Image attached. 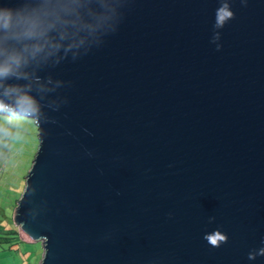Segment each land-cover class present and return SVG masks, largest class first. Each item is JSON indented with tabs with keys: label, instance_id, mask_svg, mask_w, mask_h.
Wrapping results in <instances>:
<instances>
[{
	"label": "water",
	"instance_id": "95a60500",
	"mask_svg": "<svg viewBox=\"0 0 264 264\" xmlns=\"http://www.w3.org/2000/svg\"><path fill=\"white\" fill-rule=\"evenodd\" d=\"M5 15L0 66L25 63L0 106L39 105L16 222L40 264H264V0H0Z\"/></svg>",
	"mask_w": 264,
	"mask_h": 264
},
{
	"label": "rangeland",
	"instance_id": "374dc122",
	"mask_svg": "<svg viewBox=\"0 0 264 264\" xmlns=\"http://www.w3.org/2000/svg\"><path fill=\"white\" fill-rule=\"evenodd\" d=\"M8 113L29 117L20 111L0 106V123L8 121L5 119ZM5 126L7 134L0 136V235L7 237L6 230L17 228L21 238L12 239V242L16 241L15 244H11V241L0 242V264H40L44 252L42 241L32 240L22 230L21 224L16 222L18 200L24 191L26 176L39 144L38 130L33 126L28 127L26 131L32 133H20L16 140V126L12 123Z\"/></svg>",
	"mask_w": 264,
	"mask_h": 264
},
{
	"label": "clouds",
	"instance_id": "9594fccd",
	"mask_svg": "<svg viewBox=\"0 0 264 264\" xmlns=\"http://www.w3.org/2000/svg\"><path fill=\"white\" fill-rule=\"evenodd\" d=\"M232 16V13L228 11L227 7H224L217 12V24L218 26H222L223 23ZM2 20V27L7 30L10 26L11 18L7 15L4 17H0ZM24 38L26 39H34V33L31 31L25 32ZM64 46L60 43H56L54 45V49L58 52L60 48ZM44 45L42 44H34L33 45V57L35 55L44 51ZM67 47L70 49L71 44L69 43ZM10 62L6 61L2 66H0V76H9L13 74V65L16 68H19L22 64L25 63L24 58L19 55L15 54L9 58ZM11 91H19V87H13ZM15 107L18 108L22 113L29 114V113H36L39 110V105L36 99L29 94L27 91L20 92V94L15 99ZM32 122V121H29ZM11 123V121H4L0 123V136L7 134L6 124ZM205 239L213 246H218L220 241H226V236L222 235L218 230H215L213 233L206 235ZM251 258V257H250Z\"/></svg>",
	"mask_w": 264,
	"mask_h": 264
},
{
	"label": "trees",
	"instance_id": "16d2710c",
	"mask_svg": "<svg viewBox=\"0 0 264 264\" xmlns=\"http://www.w3.org/2000/svg\"><path fill=\"white\" fill-rule=\"evenodd\" d=\"M5 110L7 112L10 111V110L8 111L7 109H5ZM5 119L8 121H11V123L16 126V133L14 134L16 140L18 139L17 136L20 133H32V132L26 131V129H28V127L33 126L35 128V130L37 129V127H36L37 125L35 124L34 118L30 117V116L29 117L28 116L18 117V115L15 113H8V115L5 117ZM29 121H32V122H29ZM35 150L36 149L33 150V153ZM5 233L7 234L6 235L7 237L0 235V242L1 243L8 242V241L10 242L12 239L17 240V239L21 238L20 231L17 228H10V229L6 230ZM15 242L11 241V244H15Z\"/></svg>",
	"mask_w": 264,
	"mask_h": 264
}]
</instances>
